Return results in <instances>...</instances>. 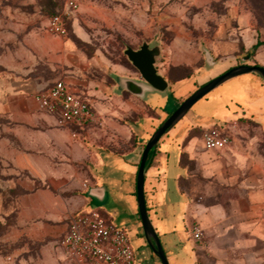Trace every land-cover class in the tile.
Listing matches in <instances>:
<instances>
[{
  "label": "crops",
  "instance_id": "0c3cea01",
  "mask_svg": "<svg viewBox=\"0 0 264 264\" xmlns=\"http://www.w3.org/2000/svg\"><path fill=\"white\" fill-rule=\"evenodd\" d=\"M19 41L0 45V188H5L0 192H15L14 236L0 237V244L10 242L14 249L7 256L0 253V264H72L60 241L76 213L98 209L119 228L139 235L142 153L175 107L176 86L185 81L167 80V93L142 100L119 90L113 77L110 86L98 89L93 82L67 78L98 122L84 129L59 127L56 116L40 111L33 99L55 82H40V48L36 43L27 49ZM51 50L40 53L48 56ZM134 71L111 70L139 79ZM259 87L249 93L253 101L220 105L214 111L219 123L213 125H225L231 136V123L242 117L264 122V82ZM193 119H181L160 139L145 171L148 214L169 264H264V159L254 153V139L231 136L228 148L205 150L202 138L200 145L192 136L202 128ZM195 224L203 231L201 244L192 235ZM155 257L151 250L153 264ZM136 259L135 254V264Z\"/></svg>",
  "mask_w": 264,
  "mask_h": 264
},
{
  "label": "rangeland",
  "instance_id": "374dc122",
  "mask_svg": "<svg viewBox=\"0 0 264 264\" xmlns=\"http://www.w3.org/2000/svg\"><path fill=\"white\" fill-rule=\"evenodd\" d=\"M69 2L77 7L68 8ZM54 13L66 17L65 37L51 35L47 30ZM10 39L13 42L20 39L19 42L25 43L21 46L27 49L38 44L40 62L36 72L42 84L69 78L75 83L93 82L97 89L110 86L112 69L125 66L135 72L124 54L126 48L138 50L144 43L157 46L161 51L156 65L159 74L173 84L185 81L182 87L176 86L173 113L197 90L195 86L240 65L264 67V46L254 56L248 54L258 39L264 42V0H0V45L5 46ZM46 49H52L53 54L41 55ZM206 51L213 56L211 66L207 65ZM263 82L256 73L230 79L196 103L181 123L194 117L202 128H197L192 136L201 145L203 128L219 123L214 111H220V105L233 106L231 100L253 101L254 95L251 98L249 93L257 92ZM93 87L84 92L93 91ZM231 124L232 138L254 139V153L264 159V122L242 117ZM184 164L191 167L187 159ZM14 197L15 192H0L1 221L8 217L4 231L0 230L1 238L8 239L15 233ZM126 231L137 257L136 264H153L151 249L143 243L141 224L139 235L132 228ZM13 249L10 242L0 244V253L6 256ZM155 261L161 264L157 257Z\"/></svg>",
  "mask_w": 264,
  "mask_h": 264
},
{
  "label": "built area",
  "instance_id": "2783aa9c",
  "mask_svg": "<svg viewBox=\"0 0 264 264\" xmlns=\"http://www.w3.org/2000/svg\"><path fill=\"white\" fill-rule=\"evenodd\" d=\"M76 7L73 2L68 3V8ZM47 30L51 35L65 37L68 32L65 15L50 17ZM33 99L40 111L56 116L59 127L84 129L98 122L90 104L64 80L55 81L36 93ZM202 142L205 150L220 151L228 148L232 139L225 125H213L203 133ZM192 235L197 243H202L204 235L198 225L192 227ZM60 245L72 264H135V251L129 234L99 210L71 216L68 231Z\"/></svg>",
  "mask_w": 264,
  "mask_h": 264
},
{
  "label": "water",
  "instance_id": "95a60500",
  "mask_svg": "<svg viewBox=\"0 0 264 264\" xmlns=\"http://www.w3.org/2000/svg\"><path fill=\"white\" fill-rule=\"evenodd\" d=\"M160 52L159 47H151L148 43H144L138 50H134L130 47L126 48L124 54L138 72L139 79L113 75V79L116 81L118 89L121 91H127L142 100H145L148 94L167 93L169 90V82L159 74L156 67L157 58L160 56ZM205 56L207 65L211 66L214 64L213 56L209 51H206ZM249 73H256L264 80V67L257 65H240L202 85L170 114L145 145L137 173V203L145 240L154 255L160 260L161 264H169V261L150 220L144 191L145 171L150 153L156 148L160 139L181 119H183L198 101L206 97L226 81ZM91 192L92 190H90V194Z\"/></svg>",
  "mask_w": 264,
  "mask_h": 264
},
{
  "label": "trees",
  "instance_id": "16d2710c",
  "mask_svg": "<svg viewBox=\"0 0 264 264\" xmlns=\"http://www.w3.org/2000/svg\"><path fill=\"white\" fill-rule=\"evenodd\" d=\"M57 14H60V13H54V14H52L50 17H52V16H55V15H57ZM261 46H264V42L263 41H261L260 39H258L257 40V42L252 46V48H251V51L248 53L249 55H250V57L251 56H254L255 55V52L259 49V47H261ZM257 66H259V65H257ZM153 151H151V153H152ZM150 153V154H151ZM8 218V217H7ZM6 218V219H7ZM5 226H6V221L4 222V223H1L0 222V230L1 229H3V231H4V229H5ZM4 233V232H3ZM1 237V236H0Z\"/></svg>",
  "mask_w": 264,
  "mask_h": 264
}]
</instances>
